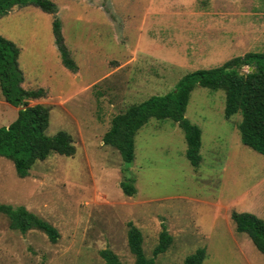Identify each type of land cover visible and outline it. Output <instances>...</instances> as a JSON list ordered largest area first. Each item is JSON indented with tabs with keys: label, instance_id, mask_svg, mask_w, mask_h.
Returning <instances> with one entry per match:
<instances>
[{
	"label": "rangeland",
	"instance_id": "obj_1",
	"mask_svg": "<svg viewBox=\"0 0 264 264\" xmlns=\"http://www.w3.org/2000/svg\"><path fill=\"white\" fill-rule=\"evenodd\" d=\"M50 1L55 13L14 6L0 16V35L18 48L20 87L46 92L29 101L49 107L46 134L66 131L75 152L50 153L23 178L0 156V204L24 206L59 234L52 241L39 229L22 233L0 212V264H106V248L135 264L128 222L141 231L146 257L166 226L172 241L154 264H184L198 249L201 264H264L230 217L264 219V155L241 142L240 112L225 118L223 90L196 84L189 95L185 117L201 129L198 167L169 118L151 117L136 131L131 162L102 141L114 115L173 91L185 75L264 53V0ZM54 18L76 71L62 63ZM4 102L0 90V126L17 116ZM122 180L134 194L123 192Z\"/></svg>",
	"mask_w": 264,
	"mask_h": 264
},
{
	"label": "trees",
	"instance_id": "obj_2",
	"mask_svg": "<svg viewBox=\"0 0 264 264\" xmlns=\"http://www.w3.org/2000/svg\"><path fill=\"white\" fill-rule=\"evenodd\" d=\"M28 3L49 13L56 12V6L50 0H0V16L14 6ZM52 25L62 63L71 71H76L77 66L64 43L60 22L54 18ZM17 56V46L0 35V90L4 100L18 108L16 118L7 126H0V156L10 159L17 175L23 178L37 160L46 159L50 153L71 156L75 147L66 131L61 130L54 135L46 134L49 107L42 103L29 104L30 100L41 98L46 92L42 88L26 90L20 87L22 75ZM196 84L211 90L224 91L225 118L240 112L242 118L237 127L241 142L264 155V53L253 52L233 57L218 67L198 69L185 75L173 91L163 96L153 95L139 104L129 106L112 117L110 128L104 133L102 141L118 149L123 161L131 162L134 158L136 131L151 117L169 118L184 130L186 157L191 165L198 167L201 161V129L185 117L189 95ZM120 187L127 195L136 191L134 184L128 180H122ZM0 212L7 215L10 228L22 233L39 229L52 241L59 235L53 225L24 206L0 204ZM230 217L236 230L246 233L264 255V219L251 213L236 211H232ZM171 241L166 226L162 225L158 243L153 248V256L146 257L141 231L132 222H128L127 242L135 257V264H154V257L163 253ZM100 254L106 264H122L117 254L108 248L101 250ZM203 256V249H198L184 259V264H201Z\"/></svg>",
	"mask_w": 264,
	"mask_h": 264
},
{
	"label": "crops",
	"instance_id": "obj_3",
	"mask_svg": "<svg viewBox=\"0 0 264 264\" xmlns=\"http://www.w3.org/2000/svg\"><path fill=\"white\" fill-rule=\"evenodd\" d=\"M4 103H7V102H4ZM9 104V103H8ZM10 105V104H9ZM15 109L17 110L18 108L17 107H15Z\"/></svg>",
	"mask_w": 264,
	"mask_h": 264
},
{
	"label": "water",
	"instance_id": "obj_4",
	"mask_svg": "<svg viewBox=\"0 0 264 264\" xmlns=\"http://www.w3.org/2000/svg\"><path fill=\"white\" fill-rule=\"evenodd\" d=\"M250 70V69H249ZM242 72H244V71H242Z\"/></svg>",
	"mask_w": 264,
	"mask_h": 264
}]
</instances>
